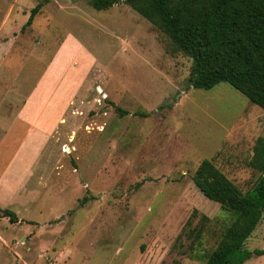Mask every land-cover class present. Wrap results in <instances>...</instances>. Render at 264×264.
I'll list each match as a JSON object with an SVG mask.
<instances>
[{"label":"rangeland","instance_id":"obj_1","mask_svg":"<svg viewBox=\"0 0 264 264\" xmlns=\"http://www.w3.org/2000/svg\"><path fill=\"white\" fill-rule=\"evenodd\" d=\"M41 1L0 0V211L20 221L0 214V264H205L231 216L192 176L210 159L248 191L264 112L226 83L193 89L191 60L123 2L48 0L23 27ZM69 36L84 50L59 52ZM29 99L60 118L33 130ZM243 247L264 248V220Z\"/></svg>","mask_w":264,"mask_h":264},{"label":"trees","instance_id":"obj_2","mask_svg":"<svg viewBox=\"0 0 264 264\" xmlns=\"http://www.w3.org/2000/svg\"><path fill=\"white\" fill-rule=\"evenodd\" d=\"M94 10H107L123 2L191 60L189 82L193 89L230 85L264 112V0H87ZM48 0L38 2L23 27L30 26ZM250 166L258 176L242 193L210 159L202 160L192 182L207 199L230 214V223L205 264H243L264 248L243 247L264 220V129L253 147ZM1 217L18 222L14 212Z\"/></svg>","mask_w":264,"mask_h":264},{"label":"crops","instance_id":"obj_3","mask_svg":"<svg viewBox=\"0 0 264 264\" xmlns=\"http://www.w3.org/2000/svg\"><path fill=\"white\" fill-rule=\"evenodd\" d=\"M70 44H72V46H74L77 51H83L84 50L83 47L81 46V44L76 39H74L72 36H69V37L66 38L64 45H62V43H61L59 52L62 51L64 48L67 49V47H71ZM55 64H56V62H54L53 65H52V67L50 66L49 69H48V71H46L45 76L42 78L41 83H39V86H38L39 89L40 88L42 89V84H43V86H44V84H46V76H47L48 73H50V72H57L58 71V66L56 67ZM52 100H53L52 101L53 104L58 103L57 97H54ZM40 101H41V99H38V101H37L36 104H39ZM41 102L43 104H46L47 100L46 99H43ZM31 106H32V101H31V99H29L27 101L26 105L24 106V108L21 109L17 113V116L20 118L21 121H24L26 124L32 125L31 127H32L33 130H36L35 125L36 126H39V128H44V125L46 124L47 121L50 122L53 119L56 120V119H59L60 118V115H61V111H59L60 110V107H59V110L56 109V111L53 113L54 116L53 117H50L52 115L51 114H49L50 116L47 115L45 110L39 111V109H31ZM27 118L28 119L33 118L35 121H37V123H34L35 125H33V123L25 120ZM39 120H41L42 122L40 123ZM39 131H40V129H38V132ZM13 160H14V158H13ZM13 160H11V163L9 164V166L6 167V170H7L8 174H9L10 167H11V165L13 163ZM1 184L3 185V181L1 182ZM12 190H13V187H12ZM18 222L20 223L19 220H18Z\"/></svg>","mask_w":264,"mask_h":264}]
</instances>
